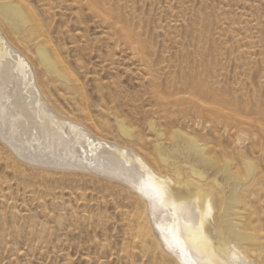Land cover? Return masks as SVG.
<instances>
[{"label": "rangeland", "instance_id": "374dc122", "mask_svg": "<svg viewBox=\"0 0 264 264\" xmlns=\"http://www.w3.org/2000/svg\"><path fill=\"white\" fill-rule=\"evenodd\" d=\"M109 2L121 10L139 56L147 58V67L136 60L124 38L106 26L110 24L99 22L85 8L70 16L58 11L48 19L37 0H28L51 23L48 33L59 48L66 75L81 85L76 95L61 86H41L48 99H39L52 115L76 125L74 134L79 131L88 137L79 143L84 153L76 148L72 157L94 152L95 158L123 167L130 183L134 174L146 176L147 169L155 175L160 169L154 149L156 134L149 127L152 122L164 134L162 143L172 144L176 130L191 135L206 146L215 162L228 160L241 181L246 178L242 160L252 162L249 182L257 180L253 196H264V0ZM192 76L212 95L186 84V77ZM20 86L13 77L0 88V264H143L139 256L126 261L111 256L129 243L117 214V210H134L129 187L88 175L54 171L47 175L30 163L9 158V149L14 155L29 157L38 143L49 141L37 131L34 118L26 119V110L34 109L38 99L27 91V84L23 93ZM182 94L217 105L233 116L220 125L226 130L219 126L214 131L205 116L198 118L188 110V102L178 99ZM214 99L236 103L237 110ZM15 103H21L22 110L11 119L4 117ZM254 109L263 116L254 114ZM116 116L134 131L132 152L121 148L128 146L116 128ZM234 117L243 131L238 136L228 131ZM17 122L26 124L25 134L16 129ZM20 135L27 147L20 143ZM4 196L9 197L5 202ZM99 244L109 250L103 252Z\"/></svg>", "mask_w": 264, "mask_h": 264}, {"label": "bare ground", "instance_id": "6f19581e", "mask_svg": "<svg viewBox=\"0 0 264 264\" xmlns=\"http://www.w3.org/2000/svg\"><path fill=\"white\" fill-rule=\"evenodd\" d=\"M37 4L48 19L55 18L58 11H63L62 14L68 12L67 16H70V13L77 15V10L85 8L99 22L110 24L106 26L124 38L136 60L143 66L147 65V58L139 56L135 47L132 39L135 36L132 32L128 33L121 10L109 0H37ZM108 15L111 16V23H108ZM50 25L29 5L28 0H0V88L12 82L13 77L16 84L20 83L22 93L25 85H28L27 91L33 92V99L38 100L34 109L26 110V119L30 121V118H34L37 131L48 136L49 140L36 145L34 156L14 155L9 149V158L30 163L28 166L41 169L47 175L52 171L61 175H88L93 180L129 187L133 201L130 205L134 210H117L121 217L122 234L129 243L121 253L111 254L121 261L139 256L143 264H264V208L261 207L264 196H253L252 189L257 180L255 183L249 182L254 171L252 162L242 160L246 178L241 181L231 170L228 160L224 159L223 164L215 162L206 146L191 135L176 130L172 144L162 143L160 138L164 134L152 122L149 127L156 134L154 149L160 169L155 175L147 169L146 176L134 174L130 183L125 179L127 174L123 167L104 161L100 156L95 158L94 152L81 158L72 157L76 155V148L84 153L79 143L88 137L79 131L74 134L73 130L78 128L76 125L52 115L39 100L48 99L41 86H61L69 95L81 92L76 78L66 75L67 67L59 48L48 33ZM196 79L186 77L185 82L203 95H212L209 88ZM178 99L187 101L190 106L188 110L198 118L205 116L212 123L214 131L226 118L233 117L217 105L199 103L187 95ZM214 100L230 104L235 109L237 107L236 103L231 104L226 99ZM22 107L21 103L12 104L4 117L11 119ZM252 112L263 116L259 109ZM183 113L188 112L185 109ZM117 117L116 128L128 146L121 148L132 152L134 131ZM230 124L233 126L228 131L232 135L243 134L236 117ZM16 129L22 135L27 127L25 123L17 122ZM220 130L225 131L226 127L220 126ZM258 130L262 132V127L259 126ZM21 135L19 141L23 147H27L28 143ZM235 140L239 142L238 137ZM110 143L116 145L114 141ZM99 248L105 252L107 245L99 244Z\"/></svg>", "mask_w": 264, "mask_h": 264}]
</instances>
